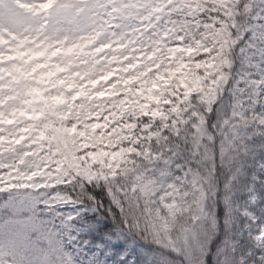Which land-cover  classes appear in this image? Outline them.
Segmentation results:
<instances>
[{
	"label": "snow or ice",
	"instance_id": "obj_1",
	"mask_svg": "<svg viewBox=\"0 0 264 264\" xmlns=\"http://www.w3.org/2000/svg\"><path fill=\"white\" fill-rule=\"evenodd\" d=\"M93 10V4L74 0H61L58 5L55 0H0V55H20L22 48L31 47L29 39L35 37L45 15L55 31L68 21L86 25ZM225 11L227 17L223 14ZM209 16L219 17L244 39L250 34L260 39V45L243 47L241 52L243 61L256 69L255 78L239 74L237 80L235 73L205 102H198L200 95L196 94L195 87L189 88L190 96H182L175 102L176 107L168 105L172 118L153 130L155 139L150 147L137 145L143 155L132 157L136 165L127 178L117 175L113 180H101L99 185L93 182L107 189L112 203L119 209L114 220L127 225V231L150 238L182 256V264H208L211 247L222 233L226 237L221 241L225 250L235 251L229 234L241 214L236 196L241 191L238 179L243 170V157L250 151L252 137L264 136V0H231L227 9L209 11L199 19L207 21ZM191 32V35L177 33L185 38V46L193 44L198 36ZM253 47L254 52L250 51ZM257 55L260 60L252 64ZM225 93L231 99H225ZM213 114L215 122L211 119ZM261 169L264 170V165ZM248 190L254 191V188ZM58 191L53 188L45 196L13 191L10 199L0 204V209L9 213L4 217L0 212V238H5L0 239V264H51L57 258L59 264H75L64 249L63 233L57 232L55 224L39 213L43 203L62 227L71 226L76 217L58 215V210L65 205L49 199ZM74 200L73 206L83 204L92 211L101 206L90 195L76 196ZM242 214L250 215L247 211ZM252 239L256 243L249 260L254 259L256 249L264 250V238L255 235ZM240 264L247 262L241 260ZM256 264H264V256Z\"/></svg>",
	"mask_w": 264,
	"mask_h": 264
},
{
	"label": "rangeland",
	"instance_id": "obj_2",
	"mask_svg": "<svg viewBox=\"0 0 264 264\" xmlns=\"http://www.w3.org/2000/svg\"><path fill=\"white\" fill-rule=\"evenodd\" d=\"M117 1L119 0H74L94 5V10L84 25H93L94 30L85 31L78 37L77 53L91 57V65L86 66L84 62L70 66L58 65L57 59L49 56L48 52L50 48L52 51L59 50L62 42L40 38L41 29L47 24L46 20L37 29L35 37L29 39L31 47L22 48L20 55H0V158L34 156L39 147L42 152L62 157L65 166L91 176L92 168L89 165L85 168L87 164H81L80 161L86 149L87 152L97 153L92 161L94 168L98 166L112 169L127 152L139 154L135 148L137 139L139 144H143L152 138L148 126L140 125L139 117L148 116L152 121L159 120L166 111L171 113L168 105L176 107L175 102L180 101L185 94H191L188 89L195 87L192 76L205 69L197 66L200 65L199 59L193 58L197 55L195 46H185V38L177 33L190 32L197 22L164 20L167 7L176 0H145L143 5L129 7L124 18H120L113 7ZM60 2L61 0H55L57 5ZM191 5L192 2L188 1L184 8L192 12ZM101 41L104 43H100ZM109 52L112 53L111 56L106 55ZM199 53L204 55V49H199ZM97 60L99 63H96ZM100 64L105 66L101 68ZM56 65L63 71L54 72ZM41 77L45 79L42 81ZM202 77L203 75L199 77L202 83L200 90H205V85L215 87L210 77L201 79ZM81 88H91L92 91L81 95ZM96 88H101V91L96 92ZM26 89L27 96H21V92ZM43 91L52 92L56 96L53 107L59 122L53 123L51 130L46 124L43 126L44 130L39 129L38 111L45 103ZM143 95L147 97L144 102L147 107L141 110ZM20 100L24 102L20 103ZM21 112L24 113L23 117L19 115ZM157 112L161 115H154ZM69 119L75 121V124L69 126L66 123ZM139 130L142 135L138 133ZM117 145L122 148L120 156L108 157L105 152L101 153L103 148L113 149ZM10 171L14 173L16 169ZM6 174L0 168V184L3 187L5 184L2 177ZM37 180L38 177L33 178V181ZM33 181L26 179L22 183H16L13 179L6 187L9 191H27L30 194L39 193L50 186L55 187L47 182ZM259 183L261 185L260 181ZM247 195V203L236 202L241 214L236 218L237 226L234 225L229 234L239 252L225 250L221 244L216 253L210 252L207 257L208 260L214 254V264H225L226 260L228 264H240L241 260L247 264H256L264 256V250L256 249L254 259L241 258L242 255L249 256L255 249L253 236L260 235L264 238V182L263 202L256 214L248 208L250 202L257 201L255 192L248 190ZM67 209L62 207L58 212L64 211L66 215L73 216L74 212L68 213ZM245 211L250 215L244 216L242 213ZM0 212L4 210L0 209ZM46 212L42 203L39 213L45 220ZM191 222L195 223V220ZM225 239L224 236L223 240ZM115 244L122 248V253L125 252L124 260L128 264H149L157 260L153 251L130 242L123 236L110 243ZM71 249L75 260H80L81 264H89L85 262L86 255L79 252L78 246Z\"/></svg>",
	"mask_w": 264,
	"mask_h": 264
},
{
	"label": "trees",
	"instance_id": "obj_3",
	"mask_svg": "<svg viewBox=\"0 0 264 264\" xmlns=\"http://www.w3.org/2000/svg\"><path fill=\"white\" fill-rule=\"evenodd\" d=\"M192 2V12L189 10L187 11L184 8V5H187V2ZM200 0H176L175 3L169 6L166 10V14L164 16V20L166 22H170L173 20L190 23V21H196L201 17L204 12H202L198 8V3ZM231 0H224V9H227L228 3ZM190 6V7H191ZM216 12L215 9L212 10ZM191 13V15H189ZM226 17L228 12L225 11L223 13ZM259 15V13H258ZM202 20V19H199ZM261 41L257 36L250 34L248 37L244 39L243 47L249 48L250 45H260ZM250 51L254 52L256 49L253 47ZM260 60L259 55L255 56L252 60V64L257 63ZM256 69L252 68L247 62H244L243 59L241 62L237 63V67L235 73V79H240L239 74L246 75L249 79L255 78L254 73ZM204 71L199 70L197 71L192 77V80L195 82V88L197 89V95L202 96L205 92L203 89H199L202 85L201 81H199L200 75H203ZM209 79V78H207ZM192 82V83H194ZM226 94V93H225ZM191 95V94H190ZM189 95V96H190ZM168 96V95H166ZM225 99H231L229 95H225ZM146 100V95H143L142 102H141V110H144L147 107L144 102ZM166 109V107H164ZM183 111V110H181ZM139 116L140 114L137 113ZM145 117L148 118V121H145ZM172 115L170 112L166 111L161 119L152 121L148 116L139 117L138 120L141 126H145L149 128V133L152 135L151 139H148L147 142L143 144H139V140L137 139V145H140L141 148H149L152 140L155 139L154 129L158 130L159 127L162 126L163 123H166L167 120L171 119ZM212 121L215 122L216 115L213 114L211 117ZM56 113H54L53 103H50L48 106L44 107L43 112L41 113V123L40 129H44L43 126L46 124L48 125L49 129H53L54 124L59 122L57 121ZM139 125V126H140ZM251 131V130H250ZM138 133L142 135L141 131L139 130ZM143 137V136H142ZM133 144V143H132ZM135 144V143H134ZM137 145L135 148L137 149ZM249 153L243 157V170L242 174L238 179V186L241 191L236 196V202H248L247 191L248 189L254 188L256 202H250L248 208L249 210L256 214L261 207V203L263 202L262 196V182H264V170L261 169V165H264V136H253L252 139L249 141ZM138 150V149H137ZM122 148L117 145L113 149L103 148L101 153L105 152L108 157L113 156H120V152ZM139 151V150H138ZM143 155L140 151L139 154H130L127 152L125 156H122V160L113 166L112 169H108L107 167L101 168L92 164L93 158L97 156V153L87 152L86 155H81V164L86 163L92 168V174L89 176L90 179L96 180H104L109 181L116 178L117 175L123 176L127 178V174L129 171L134 170L136 165V161L132 159L133 156H141ZM179 163H183V161H179ZM69 168V167H68ZM71 169V168H70ZM94 174V175H93ZM177 174L182 175V173L177 172ZM255 174V175H254ZM253 177L257 179L254 180ZM261 182V185L259 183ZM24 182V181H23ZM71 191V189H70ZM79 189L76 190L79 193ZM87 195H90L94 198V202H99L101 205L98 210L92 211L88 210L84 207L83 204H76L73 205H65V208H68L66 212H74L73 217H76L71 223V226L68 228H64L61 226L60 220L56 219L52 213L46 212L45 218L52 223L55 224L56 231L62 232L63 235L61 239L64 241V249L65 251L71 255L74 259V254L72 253L71 248H75L78 246V250L80 253L86 255L85 262L89 264H125L126 260H124L125 252H121V247L118 244L110 245L111 242L118 239V237L123 236L127 240L131 242H137L143 245L144 248H148L152 253L155 254L157 260H154L152 263L149 264H182L183 257L177 255L170 249H166L156 243H154L150 238L145 239L140 235L131 233L127 231V225H123L119 222V220H114V214L119 213V209L115 208V205L111 201V197L107 189L101 185L99 187L92 185H86L85 189ZM76 195L73 194V199H75ZM87 202V201H86ZM241 205V204H240ZM46 209V207H45ZM115 209V213L113 212ZM221 209H223V205H221ZM66 210V209H65ZM58 215H66L64 211L58 212ZM49 217V218H47ZM236 222V221H235ZM238 223V222H237ZM237 223H234L235 227ZM240 224V223H239ZM234 227V226H233ZM241 227V226H240ZM224 233H222L217 240L214 242L213 246L211 247V254L216 253L221 246V241H223ZM69 247V248H68ZM214 247V248H213ZM239 249H235V252ZM250 252V251H249ZM214 255V254H213ZM213 255L209 256L208 264H214ZM238 254H236L237 257ZM214 258V259H213ZM243 259L249 258L245 255H242ZM238 259L236 262L238 263ZM216 260V259H215ZM82 261V260H81ZM75 264H81L80 260L77 261L74 259ZM83 262V261H82ZM148 264V262L144 263Z\"/></svg>",
	"mask_w": 264,
	"mask_h": 264
},
{
	"label": "clouds",
	"instance_id": "obj_4",
	"mask_svg": "<svg viewBox=\"0 0 264 264\" xmlns=\"http://www.w3.org/2000/svg\"><path fill=\"white\" fill-rule=\"evenodd\" d=\"M223 6L224 0H200L198 3V8L204 13H208L213 9H215L216 12H220ZM228 12L230 14L231 10H228ZM189 15H191V13H189ZM43 19L47 21L48 17L45 15ZM233 27H235V24H233ZM92 30H94L93 25L84 27L72 21H68L63 25L57 26L55 31H53L52 25L47 23L41 29L40 38H51L62 42L59 50L52 51L50 48L48 52L49 56H54L57 59L58 65L64 64L70 66L72 64H78L79 62H84L86 66H88L92 64V58L77 54L79 52L78 37L82 36L83 32H90ZM192 30L198 34L197 38L192 41L197 49V55L193 58L199 59L200 66L205 69L201 79L210 77L212 83L215 85V87H208L205 85L207 91L200 96V100L198 101L205 102L206 98L208 100L212 99L217 88L222 89V86H225L227 81L232 79L235 75L237 63L241 62L243 59L241 52L243 51L244 38L239 31L235 33L231 31L228 24L219 17L213 18L209 16L207 21L198 19L197 24L192 27ZM186 34L191 35L192 32L190 31ZM100 43H104V41ZM201 48L204 49V55L199 53V49ZM106 55L111 56L112 53L109 52L106 53ZM96 63H99V61L97 60ZM58 65L54 66V72L63 71ZM104 66L105 65L100 64L101 68ZM52 74L53 73H49V75ZM44 79L45 77H41L42 81ZM92 79L94 80L95 76H93ZM101 87L104 86L101 85ZM90 91H92L91 88L80 89L81 95H85ZM95 91L100 92L101 88H96ZM69 95H71V93H69ZM19 115L23 117L24 113L21 112ZM8 123H12V121H8ZM66 123L72 126L75 124V121L69 119ZM19 151L23 152V149ZM35 151L36 154L34 156L16 155L0 158V168H3L7 173L2 177L5 187H0V201L6 202L10 199L11 194H13V191H9L6 187L7 183L11 182L13 179L16 183H22L26 179L33 181L34 177H38L39 180L33 182H47L49 185L54 184L55 187L50 186L39 193L33 194L45 196L50 193L53 188H57L59 191L55 195L50 196L49 199L55 200V203L58 205H72L76 203V200L73 199V194L78 198L86 197V191L81 193V189L85 184L92 185L93 182H95L96 185L100 184V180L94 178L90 179L88 175L65 166L62 163V157L51 152H42L39 147L36 148ZM87 151L88 150L85 149L82 154L86 155ZM87 167L88 165H85V168ZM13 168L16 169L14 173L10 171ZM29 176H31V179H28ZM77 189L80 190L79 193L76 192ZM2 214L4 217L9 215L7 211H4ZM51 264H59V258L52 260Z\"/></svg>",
	"mask_w": 264,
	"mask_h": 264
},
{
	"label": "bare ground",
	"instance_id": "obj_5",
	"mask_svg": "<svg viewBox=\"0 0 264 264\" xmlns=\"http://www.w3.org/2000/svg\"><path fill=\"white\" fill-rule=\"evenodd\" d=\"M115 57L118 58L117 55H115Z\"/></svg>",
	"mask_w": 264,
	"mask_h": 264
}]
</instances>
